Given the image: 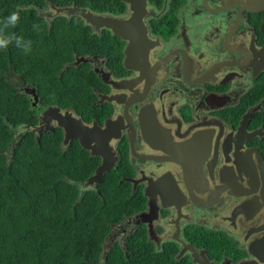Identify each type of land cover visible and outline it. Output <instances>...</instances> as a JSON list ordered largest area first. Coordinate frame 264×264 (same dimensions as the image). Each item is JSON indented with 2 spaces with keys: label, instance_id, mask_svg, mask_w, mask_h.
Listing matches in <instances>:
<instances>
[{
  "label": "flooded vegetation",
  "instance_id": "obj_1",
  "mask_svg": "<svg viewBox=\"0 0 264 264\" xmlns=\"http://www.w3.org/2000/svg\"><path fill=\"white\" fill-rule=\"evenodd\" d=\"M28 7L40 28L18 88L36 116L29 125L48 122L31 130L88 155L90 175L72 182L90 199L103 185L121 212L97 264H264V0ZM37 56L53 67L34 82L25 70ZM60 122L81 124L78 137L64 143ZM12 133L19 144L26 132Z\"/></svg>",
  "mask_w": 264,
  "mask_h": 264
},
{
  "label": "trees",
  "instance_id": "obj_2",
  "mask_svg": "<svg viewBox=\"0 0 264 264\" xmlns=\"http://www.w3.org/2000/svg\"><path fill=\"white\" fill-rule=\"evenodd\" d=\"M28 3L0 0V34L15 32L35 45L33 25L39 17ZM13 11L20 20L5 28L4 17ZM26 54L14 45L0 49V264H97V243L121 212L111 198L104 199L113 192L105 194L103 185L90 199L89 191L72 182L90 175L88 155L62 150L56 132L38 142L26 130L36 122L18 88L26 62L17 55ZM13 130L26 132L19 144L13 142Z\"/></svg>",
  "mask_w": 264,
  "mask_h": 264
},
{
  "label": "water",
  "instance_id": "obj_3",
  "mask_svg": "<svg viewBox=\"0 0 264 264\" xmlns=\"http://www.w3.org/2000/svg\"><path fill=\"white\" fill-rule=\"evenodd\" d=\"M74 12L75 13H81V14H83L84 17L89 16L88 15V12L85 9H76V10H74ZM138 18H139V11L136 10V13L133 14V16H132L131 19L134 20V19H138ZM43 119L44 118H42V121H40L39 124L36 125V127H33V125H29L28 128L36 131L39 135L42 134L43 133L42 132L43 131L42 130L43 129V124L44 123H48V122L43 121ZM59 124L61 125V127L64 128V131H65V141H64V143H66V141H69L72 138L78 137V135H77V133H78L77 129H80L82 127L81 124H79V123H68V122L61 123L60 122ZM80 138H81L82 145H84L87 149H90V147L87 146L86 142H84V140L82 139V136ZM247 156H249L248 151H247V153L244 154V157L247 158ZM250 162H254V160H252ZM108 170H110V167H108V166L106 167L105 165L100 166L95 171V173L93 174V176L89 178V180L91 181L93 178H95V179H102L103 176L105 175V172H107Z\"/></svg>",
  "mask_w": 264,
  "mask_h": 264
},
{
  "label": "clouds",
  "instance_id": "obj_4",
  "mask_svg": "<svg viewBox=\"0 0 264 264\" xmlns=\"http://www.w3.org/2000/svg\"><path fill=\"white\" fill-rule=\"evenodd\" d=\"M20 20L18 12H11L9 15L4 17L3 26L5 28L15 27ZM34 29L39 31V24L33 25ZM9 45H14L16 48L23 50L25 53H28L32 49V41L25 40L23 37L17 35L15 32L8 34H0V49H7Z\"/></svg>",
  "mask_w": 264,
  "mask_h": 264
},
{
  "label": "rangeland",
  "instance_id": "obj_5",
  "mask_svg": "<svg viewBox=\"0 0 264 264\" xmlns=\"http://www.w3.org/2000/svg\"><path fill=\"white\" fill-rule=\"evenodd\" d=\"M17 57H21V60L23 62H26V57L24 55H17ZM53 65H51L47 60H43L41 56H37V59L35 62L32 63V67L30 69H26V73L28 74V77L34 81V79L40 78V69L41 68H49L52 69ZM54 73H56V70H53ZM35 82V81H34ZM48 81H46L47 84ZM57 84H61L60 80H55ZM74 83L77 88V93L75 94L76 99H82L83 101H86V82H80V80L74 79L71 81V83ZM88 97V96H87ZM88 101V100H87ZM86 101V102H87ZM85 102V103H86ZM118 209V208H117Z\"/></svg>",
  "mask_w": 264,
  "mask_h": 264
},
{
  "label": "bare ground",
  "instance_id": "obj_6",
  "mask_svg": "<svg viewBox=\"0 0 264 264\" xmlns=\"http://www.w3.org/2000/svg\"><path fill=\"white\" fill-rule=\"evenodd\" d=\"M234 239V238H233Z\"/></svg>",
  "mask_w": 264,
  "mask_h": 264
}]
</instances>
